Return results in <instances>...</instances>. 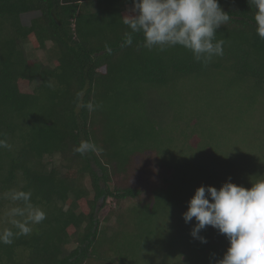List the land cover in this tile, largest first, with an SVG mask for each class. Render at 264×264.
I'll return each mask as SVG.
<instances>
[{"label":"trees","instance_id":"obj_1","mask_svg":"<svg viewBox=\"0 0 264 264\" xmlns=\"http://www.w3.org/2000/svg\"><path fill=\"white\" fill-rule=\"evenodd\" d=\"M218 2L231 16L216 32L224 54L203 65L179 45L144 48L142 34L122 47L132 0H0V139L11 146L0 148V231H19L12 190L46 214L0 243V264H137L133 248L145 259L160 238L171 256L221 258L226 238L209 226L201 243L182 213L200 185L264 178V40L248 0ZM258 114L246 151L227 154L217 138ZM82 141L97 150L75 152Z\"/></svg>","mask_w":264,"mask_h":264},{"label":"clouds","instance_id":"obj_2","mask_svg":"<svg viewBox=\"0 0 264 264\" xmlns=\"http://www.w3.org/2000/svg\"><path fill=\"white\" fill-rule=\"evenodd\" d=\"M248 3L254 9L256 34L264 40V0ZM132 12L123 16L130 31L124 33L122 47L132 45L134 34H142L144 48L158 47L164 51L166 47L179 45L191 51L194 60L203 65L224 54L225 41L217 40L216 32L231 16L218 0H132ZM88 107L92 109L93 105ZM10 147L6 140L0 139V148ZM95 150L96 145L88 141H82L74 149L80 154ZM5 195L23 205L6 212L18 233L10 228L0 231V243L11 244L15 235H28L31 225L40 224L46 214L31 203V191L12 190ZM182 217L185 223L195 220L190 235L201 243H207L200 233L209 226L226 237L228 246L214 264H264V178L251 181L248 188L231 180L219 188L200 185L189 198Z\"/></svg>","mask_w":264,"mask_h":264},{"label":"rangeland","instance_id":"obj_3","mask_svg":"<svg viewBox=\"0 0 264 264\" xmlns=\"http://www.w3.org/2000/svg\"><path fill=\"white\" fill-rule=\"evenodd\" d=\"M128 8L132 9V5H129ZM35 14L36 13L23 14L22 15V21L24 23L28 24L31 17L34 16ZM23 45H24V48L26 50L27 55H29L31 57H37V58L38 57L41 58L43 56V53L40 51L34 50L33 47L30 45V43L25 42ZM213 103L215 105H219V103H221V99H216V101L214 100ZM234 105L238 106V104H234ZM212 111L214 112L213 109H212ZM251 120L254 122L253 124H251ZM259 123H260V119H259V114H258L256 119L255 118L249 119L241 126V130H240V133L238 136H236L233 133H224L223 136H220L217 139H219L220 145L225 146V151L227 154L228 153L229 154H236L237 150L235 147L239 148V151H241V153H243L247 149V147H246V145H247V140H246L247 127L252 126V125H254V127H255ZM216 124L218 127H220V125L218 123H216ZM227 125H229V124L223 123V130L221 132H223L225 128H228ZM238 160H240V159H238ZM235 177H236L235 173H232L229 176L231 182L238 184V185L241 184L242 186H244L246 188V186L244 184V183H246V181L244 179H239V181L236 182ZM201 178H202V176H195L193 180H200ZM226 180H229V179H226ZM196 184L198 185V184H200V182H196ZM128 202H129V200L128 201L126 200L125 203H128ZM112 205H113L112 201H110L108 199L107 206L100 211V217H101V224L102 225L107 224V222H104L103 217L105 216V214L108 210L107 208L112 206ZM110 222H113V219ZM211 233H213V235H216L218 233V231L216 229L212 228ZM222 236H224V235H222ZM161 239H162V241H161ZM227 246H228V241L226 239L222 245V247H224V248H217V249H220L219 255H223ZM125 249L128 250V248H125ZM133 250H134L133 256L134 255H135L134 257L137 256L136 261H135V263H137V264H143L145 261L150 263V264H214V261H215L214 260L213 262L207 263L203 257H200L197 255L195 249H193V248H181L178 251L174 252V254L171 256L173 251H175V248H172V249L168 248L167 244L165 243L163 238H160L159 241L156 242L152 247L143 248L145 259H143V257L140 256V252L138 253L137 248H133Z\"/></svg>","mask_w":264,"mask_h":264},{"label":"crops","instance_id":"obj_4","mask_svg":"<svg viewBox=\"0 0 264 264\" xmlns=\"http://www.w3.org/2000/svg\"><path fill=\"white\" fill-rule=\"evenodd\" d=\"M129 5H132V3H131V4H129ZM129 5H128V6H129Z\"/></svg>","mask_w":264,"mask_h":264}]
</instances>
